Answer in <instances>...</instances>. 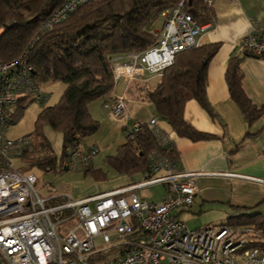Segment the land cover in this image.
Masks as SVG:
<instances>
[{
	"label": "built area",
	"instance_id": "2783aa9c",
	"mask_svg": "<svg viewBox=\"0 0 264 264\" xmlns=\"http://www.w3.org/2000/svg\"><path fill=\"white\" fill-rule=\"evenodd\" d=\"M90 1L66 0L43 20L42 31ZM184 2L161 12L163 26L154 29L155 39L146 49L114 56L115 80L146 83L172 66L179 52L200 44L209 24L198 23ZM3 30L0 25V34ZM241 46L245 54L264 59V35L249 34ZM33 69L25 53L0 59V264H264V232L257 227L229 223L193 229L174 213L192 205L198 193L196 177L202 173L179 167L171 156L173 140L157 127L156 117L148 125L158 147L150 151L142 181L83 198L65 192L40 194L36 174L16 164L17 158L36 151L35 140L7 136L12 106L28 99L46 106L50 100L52 92ZM127 103L119 95L103 105L114 117H122ZM142 125L133 120L128 136ZM98 153V146L76 143L60 163L57 159L45 169L84 170ZM152 185L164 186L161 201L138 194V189ZM57 200L62 201L51 204Z\"/></svg>",
	"mask_w": 264,
	"mask_h": 264
},
{
	"label": "trees",
	"instance_id": "16d2710c",
	"mask_svg": "<svg viewBox=\"0 0 264 264\" xmlns=\"http://www.w3.org/2000/svg\"><path fill=\"white\" fill-rule=\"evenodd\" d=\"M65 1L0 0V25L4 27L0 34V59L11 60L25 53L37 79L44 83L61 80L66 84L59 101L42 105L35 119V135L43 152L38 165L44 168L54 165L57 156L42 132L43 126L50 124L62 132L63 155L70 146L94 134L100 122L93 118L90 104L99 99L105 103L116 98L112 94L119 82L111 68L114 56L146 49L155 39L153 24L158 15L181 0H91L67 19L42 31L43 20ZM213 1L185 0L184 5L203 25L217 16ZM220 47V42L204 43L179 52L175 63L164 70L158 83L142 90L143 99L153 103L159 115L182 137L201 140L213 136L192 126L183 113L186 100L194 98L208 113L217 116L207 100L206 87L209 63ZM244 56L230 58L226 80L232 99L243 110L247 123L252 124L264 114V107L253 104L242 87L244 75L240 64ZM18 108L20 112L22 107ZM15 117L13 114L11 124ZM149 127L143 122L141 129L128 136L117 153L109 154V166L122 174L145 171L150 151L158 147V140ZM174 150L171 156L177 158ZM84 171L99 179L106 176L101 169L90 166ZM229 223L253 225L264 232V215L259 211L245 210L230 217ZM260 245L264 246V242Z\"/></svg>",
	"mask_w": 264,
	"mask_h": 264
},
{
	"label": "crops",
	"instance_id": "0c3cea01",
	"mask_svg": "<svg viewBox=\"0 0 264 264\" xmlns=\"http://www.w3.org/2000/svg\"><path fill=\"white\" fill-rule=\"evenodd\" d=\"M213 2L217 16L214 21L207 23L209 26L200 36L199 43H221L209 63L206 87L207 100L217 116L208 113L194 98L186 100L183 113L192 126L213 136L193 140L177 134L169 121L159 115L153 103L143 99L144 87L158 78L154 82L156 85L160 79V76H150L148 81L144 80L146 83L143 80L132 83L120 80L115 86L113 96L124 95L128 100L125 116L114 117L105 108L102 99L92 102L89 109L100 125L94 134L81 142L85 147L98 146V156L101 153L114 155L119 146L126 142L133 120L148 123L156 117L157 127L173 140L179 167L202 173L196 177L198 193L192 205L174 213L181 219L182 213L186 212L197 210L206 215L211 213L214 215L211 219L213 222L205 227L229 224L230 217L245 210L259 211L264 215V183L255 180L264 179V114L256 122L248 124L243 110L232 99L226 80L227 62L234 55L244 56L241 50L244 37L259 35L264 31V0ZM240 65L244 75L242 87L247 96L257 107H264V59L245 55ZM96 158L90 166L92 169L101 168L95 165ZM141 172L125 174L116 181L79 192L77 196L83 198L140 182L145 178V171ZM139 191L138 194L145 197Z\"/></svg>",
	"mask_w": 264,
	"mask_h": 264
},
{
	"label": "rangeland",
	"instance_id": "374dc122",
	"mask_svg": "<svg viewBox=\"0 0 264 264\" xmlns=\"http://www.w3.org/2000/svg\"><path fill=\"white\" fill-rule=\"evenodd\" d=\"M164 19L161 15L153 24V29L159 30L162 28ZM157 76V75H153ZM158 78H155V80ZM155 80H152L148 86H155ZM48 91L52 92L50 100L46 105H53L59 101L66 89V84L61 80H51L44 84ZM21 111L19 112L18 105L12 106L14 114L16 115L14 122L10 125L7 136L9 138H16L23 136H31L35 140L36 151L27 154L23 157L16 159V164L24 170L25 173H34L38 177L37 188L40 194L48 195L52 193H71L74 197H77V193L89 190L94 186H102L104 184L116 181L119 177L125 175L113 169L109 166L107 162L108 155L101 153L95 159V165L101 167L100 169L106 173L104 178H96L92 173H86L84 170H67L58 172H49L44 167L38 165V159L42 156V148L38 144L40 139L35 135L36 118L39 112L42 110L43 106L31 101L30 99L24 100L20 103ZM20 114V115H19ZM18 115V116H17ZM50 144L53 147L55 156H57L58 162L60 163L63 158V134L61 131L55 129L50 124H45L43 126V131ZM139 173V172H138ZM142 173V172H140ZM134 174V173H133ZM130 175V174H126ZM163 185H152L148 188L140 189L139 193L145 196L149 200H161L165 189ZM62 200H57V202H52L51 204H56ZM197 211V210H196ZM186 212L182 213V219L187 221V225L191 228H202L205 225L213 222L211 219L214 215L199 213V212ZM264 242V241H263Z\"/></svg>",
	"mask_w": 264,
	"mask_h": 264
}]
</instances>
